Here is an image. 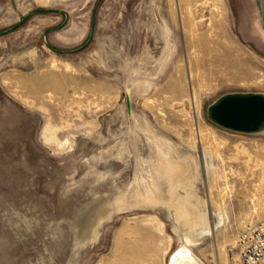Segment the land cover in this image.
<instances>
[{"label": "rangeland", "instance_id": "1", "mask_svg": "<svg viewBox=\"0 0 264 264\" xmlns=\"http://www.w3.org/2000/svg\"><path fill=\"white\" fill-rule=\"evenodd\" d=\"M24 16L0 34V264H169V159L196 165L211 226L188 248L237 264L264 222V133L206 107L264 92L259 0H0V31Z\"/></svg>", "mask_w": 264, "mask_h": 264}, {"label": "bare ground", "instance_id": "2", "mask_svg": "<svg viewBox=\"0 0 264 264\" xmlns=\"http://www.w3.org/2000/svg\"><path fill=\"white\" fill-rule=\"evenodd\" d=\"M162 168L164 171L162 201L167 205L169 214L174 219L178 241L181 244L172 252L168 263L203 264L186 244V241L196 240L210 233L211 230L207 212L200 208L199 203L195 204L199 201V196L194 190V178L197 176L196 165L189 160L175 162L169 159L162 165ZM110 213L111 211L108 212L105 207L99 217H107ZM216 215L217 225H220L223 222V217L217 213ZM97 227L95 221L94 228Z\"/></svg>", "mask_w": 264, "mask_h": 264}, {"label": "water", "instance_id": "3", "mask_svg": "<svg viewBox=\"0 0 264 264\" xmlns=\"http://www.w3.org/2000/svg\"><path fill=\"white\" fill-rule=\"evenodd\" d=\"M259 4L264 28L263 0H259ZM49 10L64 11L63 9L47 8H38L35 11ZM26 18L27 16H24L12 28L0 31V34L18 27ZM46 43L49 45L48 41ZM206 116L213 124L231 132L242 134L264 133V92L232 91L222 93L207 105Z\"/></svg>", "mask_w": 264, "mask_h": 264}, {"label": "built area", "instance_id": "4", "mask_svg": "<svg viewBox=\"0 0 264 264\" xmlns=\"http://www.w3.org/2000/svg\"><path fill=\"white\" fill-rule=\"evenodd\" d=\"M236 247L237 264H264V224L261 221L246 224L239 232Z\"/></svg>", "mask_w": 264, "mask_h": 264}]
</instances>
